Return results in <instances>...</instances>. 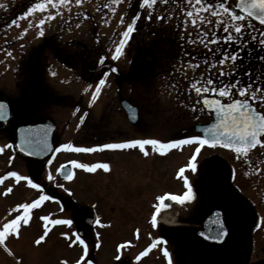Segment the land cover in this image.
Returning a JSON list of instances; mask_svg holds the SVG:
<instances>
[{
	"label": "flooded vegetation",
	"instance_id": "obj_1",
	"mask_svg": "<svg viewBox=\"0 0 264 264\" xmlns=\"http://www.w3.org/2000/svg\"><path fill=\"white\" fill-rule=\"evenodd\" d=\"M36 2L38 0H20L15 7L17 8L16 11H22L19 15L2 11L0 14V37L9 30L11 25L25 17L28 8ZM103 2L104 6L114 5L111 0H103ZM210 2L215 3L216 0H210ZM193 3L194 0H157L152 8L142 6V0H121L119 4H115L119 11V20L112 31L111 39L106 42L107 45L103 46L101 38L98 36L96 41L89 42L88 46L82 43V49L74 51L70 55L74 65L70 66L72 67L73 76L67 77L64 82L78 81L81 86L79 83L74 82L79 85L80 90L64 94L65 107L71 108L73 105L74 110L79 113L74 116L75 118L68 116L67 122H63L62 119L60 123L66 126L59 127L60 123L56 121L57 115H59L57 109L60 107L55 104V96L50 89H42L39 85L35 89L22 90L16 85L0 84V102L6 105L5 111L7 113L6 118L0 120V177H4L0 181V214L6 211L5 206L10 202H18L19 205L31 203L44 195L51 197V199L41 201L40 205L36 207L37 209L53 203L56 205L57 213L52 214L51 212L50 215H46L49 220L71 221L70 224L47 222L53 227L64 226L69 231L73 229L76 234H80L81 238H84L87 245L94 239V236L103 237L105 233H113V238L120 236L122 233L129 234V219L122 210L124 208L128 211L133 209L131 203H128L127 206H111L110 211H113V213L108 219H105V212L102 210L104 206L100 204V212H94L95 216L91 222H88L86 216L78 211V206L73 202L70 191H68L69 188L65 186L76 177L77 165L72 164L70 161H62L56 167L57 157L61 153L59 150L61 143L59 142L61 137L66 134L65 131L69 129L68 126L72 125L73 120L81 129V136L79 140L73 138L69 140L68 145L71 147L66 150L67 153L74 148H92L105 143L151 139L145 138L144 134L146 133L141 130H138L139 134L133 132L137 130L136 128H144L141 126L146 125V119L141 113L143 105L134 100L136 88L146 93L157 91L195 92L191 87V83L209 77L214 82L221 81L223 84H227V76H221L213 71L214 63L221 58L220 52L217 51L218 48L226 51H241L242 55L238 60H248L254 56L260 57L263 49L261 50L259 44L251 39V36L254 35L248 29L245 30L238 45L235 42L230 43L223 40L218 41L216 44H210L209 41L215 39V36H223L226 33L223 27H212L204 22L193 25L191 19L196 18L195 15L192 18L187 17V11L191 9ZM228 5L238 14L243 15L239 10H235V0H228ZM149 13L151 19L148 18ZM202 14L206 15L209 20L215 21L216 19L211 12ZM136 17H138L135 25L136 30L132 33L125 47L124 55L118 60L112 59L115 45L120 39V33L125 30L127 23ZM122 18L124 19L123 24L121 23ZM252 25L264 27L253 19ZM201 30L208 32L207 39H204ZM201 40H204L203 44L200 42ZM206 44L207 47H205ZM101 57L104 58L103 63H100ZM73 67L77 69H73ZM111 68H116L117 71L110 72ZM224 71L227 72V68ZM105 72L109 73L107 77L104 76ZM78 77L81 79L79 80ZM143 78L144 80L148 78V81L137 84V79L143 80ZM100 79L108 80L102 86V89L104 87L107 90L110 89L114 103L118 104L121 110L124 111L125 116L123 118L127 123L126 131L112 133L110 128H106V125L102 126L104 119L103 116L99 115L103 113V106L100 108L103 110L98 115L100 119L95 118L97 116L94 115L92 110L101 105L102 95L90 103L92 94L87 95L88 91L86 92L85 89L89 85H92L91 89H94ZM216 86L221 85L217 84ZM91 89L88 88L89 92H93ZM202 95L219 98L218 93L209 92ZM221 99L226 102V98ZM123 100H128L138 107L139 117L136 121H131L127 117ZM197 100V104L200 103L208 116L207 120L202 122L206 123L212 119V111L204 107L201 95H197ZM147 102L149 103V101ZM256 106L259 110H263L259 105L256 104ZM89 112L95 119L88 116ZM26 118L46 119L54 125V133L51 137V149L53 150H49L45 157L25 155L17 150L12 143L14 126ZM192 133H188L189 135L185 138L201 135L199 131L196 132L193 129ZM183 138L184 136L181 135L173 139L180 140ZM261 139L264 140V137H261ZM160 141L163 143L164 140ZM193 144H196L199 148L209 147L208 145L201 146L198 143ZM160 150L162 149L159 145H145L144 149L137 146L124 149H96L92 152H76L82 153L84 157L85 155L87 157L96 156L93 164L107 163L109 168L107 170L97 168L95 170L96 175L106 184L109 181H115L120 186L118 190L125 195H129L128 200H131L133 198L132 192H138L142 188L147 189L149 173L146 170V160L151 159L153 155L154 158H159ZM257 150L261 153L264 152V145L256 146V148L249 150V153ZM145 151L147 155L144 154ZM87 157L81 163L88 164ZM212 158L221 161V157L215 154ZM243 158L244 154H241V157H236L235 165L227 162V165H222V167L213 171L210 170L211 167H208L207 164L197 165L202 173L200 176L198 175L197 180H194L193 199L186 201L184 204H180L171 198V196L176 195L174 192L164 190L161 193H154L153 200L150 201L151 210L146 222L149 228L145 231L140 228L141 226L139 228L134 226L132 234L137 236L143 231L148 237H152L153 231L154 233L157 232L162 238H173L176 245H173L170 249L168 246L160 245L141 247L144 255L140 257L139 261H142V258L152 257L154 254L160 263L168 264L169 257L165 256L163 251L165 247L168 252L172 253L170 255L172 264H254L264 260V255H260L261 252L264 254V245L258 251L254 240L256 232L260 231V234L263 235L264 223L261 225L258 210L255 212L251 208L255 201L244 195V190L247 191V184L251 182L254 192L259 191V203L264 207V189L258 187V179L255 182L252 181L261 176L259 173L262 170H247L246 165H244L246 159ZM64 168L69 170L72 179L63 177ZM243 168H245V171H243ZM81 170L85 175L88 173L86 169ZM145 170L146 174L143 175ZM10 171L17 172L21 179L17 180L15 177L7 176ZM49 175L53 177L52 180L48 179ZM23 177L30 179L33 184H39L40 187L34 188ZM9 188H11L10 192L8 191ZM102 195H104L103 192ZM102 195H99V197L103 199ZM161 196L164 197L163 200H160ZM173 202L179 205L172 217L174 224L168 225L163 222V214H166L164 206ZM157 205L160 206L159 211H157ZM72 208L76 209L78 217H76L77 214H72ZM213 208L220 210L227 231L223 243L209 245L198 236L196 229L202 226L203 216ZM19 210L23 211V209ZM44 216L42 215V217ZM153 216L156 217L155 225L152 223ZM97 218L100 220V223L97 224L99 228L93 230L94 220ZM3 223H6V219H2L1 214L0 227L3 226ZM69 231L62 230L58 234L64 235L66 232L70 234ZM206 234L215 235L216 231H209ZM183 238L186 239L183 241ZM1 246L2 243H0ZM127 249L129 248H126V251ZM146 249L147 251H145ZM116 254L114 264H130V261L134 259L125 257L122 255L123 252L120 251Z\"/></svg>",
	"mask_w": 264,
	"mask_h": 264
},
{
	"label": "rangeland",
	"instance_id": "obj_2",
	"mask_svg": "<svg viewBox=\"0 0 264 264\" xmlns=\"http://www.w3.org/2000/svg\"><path fill=\"white\" fill-rule=\"evenodd\" d=\"M19 1L0 0V14L2 11H6L8 14H21L22 11H16L17 8H15ZM113 7L116 8L115 12L112 11ZM48 15H54V18L46 20L43 26L45 34L41 36L38 34L40 27L38 21ZM118 20L119 11L117 5L104 6L103 0H82L80 5H77L75 0H70L68 6L62 5L59 10L49 6L46 12L42 13L37 10L26 15L18 20L17 23L11 25L9 30L0 37V84L16 85L22 90L35 89L39 85H41L42 89H50L55 96V104L60 107L57 109L59 112L57 113L59 114L56 119L57 123H60L62 119L63 122H67L68 116L75 118L74 116L79 113L74 110L73 105L71 108L67 107L68 109L65 107L66 99L64 95L72 91H79V85L81 86L78 81L74 82L79 83V85L74 82H64V79L73 76L72 67L70 66L74 65L70 55L74 51H80L81 47H83L82 43L87 45L89 42H94L98 36L101 38L103 46L107 45L106 42L111 39L112 31ZM30 21L31 25L29 24ZM25 28H28L27 32H24ZM248 31L257 37L255 43L259 44L261 50L263 49L260 57L264 56V45L259 43L260 39H264V27L252 25L248 28ZM255 57L244 61H227L223 66L215 62L213 71L219 74L221 67L224 70L227 68V72L230 73L227 76V83L229 81H239L241 85H245L251 81L254 88L261 87L264 90V61ZM230 63H235L236 68L239 66L238 70L232 71ZM247 64L250 66H247ZM78 79L80 80L81 78L78 77ZM137 81V84H143L144 82L142 81L146 82L148 78L147 80H144V78L143 80L137 79ZM158 83L160 84V82ZM105 88L101 89L102 93L98 94V97L102 95L101 105L92 110L94 115L97 116L95 118L98 119L99 116H103L104 120L102 122L104 124L102 126L106 125V128H110L112 133L126 131L127 123L123 118L125 116L124 111L121 110L118 104L114 103L111 90ZM91 90L94 91V89ZM91 94L92 91L89 92L88 90L87 95ZM197 95L193 91L146 93L136 88L134 100L143 105L141 113L146 119V125L141 127L146 129L136 128L137 130L133 132L139 134L138 130H141L146 133L144 134L145 138L164 140L163 143L170 142L173 138L181 135L184 136L183 139H186L185 136L189 135L188 133H192V129L197 132L195 130L196 125L203 124L202 122L208 118L200 103L197 104ZM145 100L149 101V103ZM193 105H195V108H193ZM257 105L264 110V105H260L258 102ZM101 107L104 110L100 109ZM102 110L103 113L100 114L99 112ZM88 116L95 119L90 112ZM63 126L66 125L60 123L59 127ZM68 127L69 129L65 131L66 134L61 137L59 142L61 145H68L71 138L79 140L81 136V129L75 124L74 120L72 125ZM186 127L187 129H185ZM197 147L196 144L192 143L175 148L162 149L160 150L159 158H154L153 153L150 152L153 157L147 159L145 164L149 173L147 189L142 188L138 192H132L133 198L131 200H128L129 195H125L118 190L120 186L115 181H109L107 185L96 175V171H88L85 175L82 173L81 168L76 166V177L65 185L69 188L68 191H70L73 202L77 206H86L93 212L99 211L100 204L103 205L104 209L102 210L105 212V219H108L113 213V211H110L111 206H127L129 205L128 203H131L130 205H132L133 209L128 211L124 208L122 210L129 219V234L120 233L121 235L115 238L112 236L113 233H105L103 237L94 236L89 245L85 243L87 246V253H85L84 245L78 242L75 244L71 243L77 235L73 229L69 231L64 226L53 227L49 222L43 220L42 215H50L51 212L52 214L54 212L57 213L55 204H46L39 209H31L29 211L28 224L21 223L17 233H9L5 237L0 247V264H114L116 252L119 253V251L123 252L122 255L125 257L134 258L133 261H130V264H162L153 254L154 252L152 257L142 258L143 262L137 260L136 255L143 251L141 247L152 245L157 239L164 242L157 245L168 246L170 249V247L172 248L173 245H176L174 239L171 237L162 238L157 232L154 233L153 231L152 237H148L143 231L137 236L132 234L134 226H137L136 228L141 226L140 228L145 231L149 228L146 222L151 210L150 201L153 200V194L168 190V192H174L176 195H183L187 190V185L184 183L183 177L179 175L180 168H185L184 175L188 177L193 189L194 180H197L202 173L198 168L195 171L197 173L191 172L186 168V165L192 162L191 158L193 156L196 157L197 165L207 164L212 171L222 167V165H227V162L235 165L236 157H241V154L235 153L233 149H226L222 146L201 147L199 153L195 151ZM59 150L61 153L57 157L56 167L62 161H77L81 163L87 157L73 149L69 150L68 153L66 152L67 149ZM214 154L221 157L220 162L218 159L212 158ZM95 157L88 156L87 163L92 165ZM243 159H246L244 165H246L247 170H262L259 173L261 176L252 181L255 182L258 179V187L264 189V180L260 181L264 179V152L253 151L244 155ZM146 170L143 175L146 174ZM243 171H245V168H243ZM154 189L155 191H153ZM102 192L104 195H102ZM99 195H102L103 199ZM244 195L255 201L251 208L255 212L258 210L257 213L261 217L262 225L264 223V207L259 203V191L254 192L250 182L247 184V191L244 190ZM18 205V202L8 203L5 206L6 211L1 213L2 219L4 218L8 222L20 213L22 214L24 210H19L17 208ZM165 205L164 212L166 214H163V218H172L179 204L173 202ZM71 210L72 214H77L76 217H78L76 209L72 208ZM45 225H47L48 234L43 241L37 244L36 240L41 235H44ZM97 228L99 226L94 220L93 230ZM62 230L69 231L70 234L66 232L67 235H59L58 232ZM260 233L258 231L254 234L255 247L258 251L264 245V232H262L263 235ZM81 239L84 240V238ZM126 248L129 249L126 251ZM169 254L172 255L170 252ZM260 255L263 256L264 254L261 252Z\"/></svg>",
	"mask_w": 264,
	"mask_h": 264
},
{
	"label": "snow or ice",
	"instance_id": "obj_3",
	"mask_svg": "<svg viewBox=\"0 0 264 264\" xmlns=\"http://www.w3.org/2000/svg\"><path fill=\"white\" fill-rule=\"evenodd\" d=\"M121 0H112V4H119ZM77 5L82 3V0H75ZM157 3V0H142V6L145 8H152ZM70 0H38L31 7L28 8L25 15H29L34 11L46 12L49 6L59 10L60 6H68ZM107 6V5H105ZM236 8L242 9L245 15H240L228 5V0H216L215 3H211L210 0H194V3L191 6V9L187 11V17L192 18L194 15L196 18L191 19L193 25H198L200 22L208 23L212 27H223L226 35L215 36V39L210 40V44H216L218 41H227L235 42L237 45L241 42V37H243L246 29L252 26V19L255 21L264 24V0H239V3H236ZM112 11L115 12L116 8L113 7ZM211 12L212 16L215 17V21L209 20L206 15L202 13ZM54 18V15L45 16L43 19L38 21L40 25L38 34L43 36L45 34L44 25L46 20ZM148 18L151 19V14H148ZM138 17L133 18V20L127 23L125 30L120 33V39L116 43L114 52L112 54V59L118 60L124 55L125 47L132 36V33L136 30L135 25ZM121 23H124V19H121ZM31 25V21L29 22ZM28 28L24 29V32H27ZM204 39H207L208 32L203 31ZM252 40H256L257 37L251 36ZM202 44L204 40L200 41ZM246 43V42H245ZM259 43L264 45V39H260ZM208 45L206 44L205 47ZM220 52L221 58L218 60V64L223 66L226 61L236 62L238 58L242 55L241 51H226L224 49H217ZM259 60L264 61V56L258 57ZM104 62V58H100V63ZM215 67V65H213ZM232 71H235V63H230ZM116 68H111L110 72H116ZM109 73L105 72L104 76L107 77ZM219 75L228 76L229 72H225L223 67L219 69ZM106 79H100L99 82L95 85L94 91L92 92V99L90 103L95 101L98 97V94L101 92L102 86L106 84ZM220 84L221 86L217 87L216 85ZM92 85H89L88 88H92ZM192 89L202 96V103L205 108L210 111L215 112L216 120L210 127L205 128L204 132L211 133V138H208L204 135H193L186 139L172 140L167 143H162L158 139H142V140H130L121 143H105L97 145L92 148H74V151H86L92 152L96 149H124V148H134L139 146L140 149H144L145 145H159L160 149L175 148L180 145L198 143L201 146H211L217 147L222 146L226 149H233L237 154L247 155L250 149L256 148L258 145H264V140L261 137H264V110H258L256 104L264 105V90L261 87H253L251 81L248 84L241 85L239 81L232 82L229 81L227 84H223L221 81H215L209 77L207 79H202L199 81H194L191 83ZM88 88L85 91H88ZM218 93L219 98L215 96L202 95L206 93ZM221 98H226V102L222 101ZM195 108V105H193ZM6 105L3 102H0V120L6 118L7 113L5 111ZM203 110V109H202ZM135 119V114L132 116ZM22 132L25 130L22 129ZM28 139L25 140V143L31 144L41 152L45 149H51V146L47 140V129L39 128H29L27 130ZM70 145L63 144L60 145V149H68ZM23 150V149H21ZM197 153L200 152V148L195 149ZM37 154V153H33ZM147 155V152L144 153ZM192 162L186 165V168L191 172H195L197 169L196 157L193 156ZM74 165H77L81 169H86L88 171H95L97 168H102L107 170L109 165L107 163H97V164H84L77 161L71 162ZM185 168H180L179 175L184 179V183L187 185V190L183 195H173L171 198L178 201L180 204H184L186 201L193 199L192 185L188 181V177L184 175ZM66 179H72L71 173H62ZM7 176L15 177L17 180L21 179L17 172H8ZM4 177H0L2 181ZM24 180L32 185L34 188H39V184H33V182L27 177H23ZM49 180H52L53 177L49 175ZM62 186V185H61ZM11 191V188L8 189ZM51 199L48 196H40L38 200H35L31 203H24L17 206L18 209H23L21 215L15 216L14 219L9 220L0 227V243L5 240V237L9 233H17L20 227V224H28L29 222V211L33 208H36L40 205V202L43 200ZM164 197L161 196L160 200H163ZM166 206V205H165ZM160 206L157 205V211H159ZM43 220L49 221L52 224H70L69 220H49L48 216H44ZM96 223L99 224V218L96 219ZM153 225L156 224V217H152ZM214 226H218L216 229L215 235H209V239H223L226 234V229L223 228V222L220 220H215L212 222ZM48 234L47 225H45L44 235H41L36 243L39 244L45 239ZM64 235H67L66 233ZM79 243L84 245V251L87 253V246L85 241L77 234L75 239L71 243ZM164 243L160 239H157L153 242L150 247H155L157 244ZM147 251V249L145 250ZM164 255L169 257L168 264H172L170 254L168 249L165 247L163 249ZM144 253H140L136 257L137 260L143 256Z\"/></svg>",
	"mask_w": 264,
	"mask_h": 264
},
{
	"label": "water",
	"instance_id": "obj_4",
	"mask_svg": "<svg viewBox=\"0 0 264 264\" xmlns=\"http://www.w3.org/2000/svg\"><path fill=\"white\" fill-rule=\"evenodd\" d=\"M236 3H239V0H236ZM235 10H239L243 15H245L243 10L236 8V6H235ZM252 19L255 21L254 18H252ZM256 22L261 24L258 21H256ZM262 25H264V24H262ZM123 107L127 113V117L131 121H136L137 118L139 117L138 107L136 105L132 104L128 100H123ZM133 113L135 114V119L132 118ZM212 113H213L212 119L209 122L204 123V124H198L195 126V130L201 132L202 135H204L208 138H211V133L204 132V129L210 127L213 123H215L216 116H215L214 110L212 111ZM29 128H39V129L46 128L47 129V140H48L49 145L51 146V137H52V134L54 133V125L46 119L26 118L25 120H22V121H19L18 123H16V125L14 126V129H13L12 143L17 150H19L21 153H23L25 155H30L31 157H41V158L45 157L47 155V153L49 152L48 149H45L44 151L41 152L39 149H37L33 145L25 143V140L28 139L27 130ZM22 129H24L25 131L22 132L21 131ZM21 149H23V150H21ZM34 152L37 154H33ZM64 173H69V170L64 168ZM63 177H65V176L63 175ZM78 211L86 216L88 222H91L93 220L94 213L91 209L87 208L86 206L80 205L78 207ZM215 220H220L223 222L222 215H221L220 210L218 208H213L209 212H207L201 220L202 226L196 229L198 236L205 243H208L209 245L221 244L224 242V240L226 238V234H225L223 239H209V235H214V234H206V233L209 231L214 232V230L216 231V229L218 227V226H214L212 223ZM223 228L226 229L224 226V223H223ZM254 264H264V260H261L259 262L254 263Z\"/></svg>",
	"mask_w": 264,
	"mask_h": 264
},
{
	"label": "bare ground",
	"instance_id": "obj_5",
	"mask_svg": "<svg viewBox=\"0 0 264 264\" xmlns=\"http://www.w3.org/2000/svg\"><path fill=\"white\" fill-rule=\"evenodd\" d=\"M163 222L167 223L168 225L174 224L173 219L171 217L164 219Z\"/></svg>",
	"mask_w": 264,
	"mask_h": 264
},
{
	"label": "trees",
	"instance_id": "obj_6",
	"mask_svg": "<svg viewBox=\"0 0 264 264\" xmlns=\"http://www.w3.org/2000/svg\"><path fill=\"white\" fill-rule=\"evenodd\" d=\"M248 60H249V59H248ZM243 61H244V60H243ZM247 66H250V65L247 64ZM238 67H239V66H238ZM238 67L236 68V70H238ZM185 239H186V238H183V241H184Z\"/></svg>",
	"mask_w": 264,
	"mask_h": 264
}]
</instances>
